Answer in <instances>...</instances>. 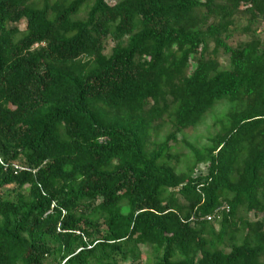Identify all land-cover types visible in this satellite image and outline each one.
Here are the masks:
<instances>
[{"label":"trees","instance_id":"1","mask_svg":"<svg viewBox=\"0 0 264 264\" xmlns=\"http://www.w3.org/2000/svg\"><path fill=\"white\" fill-rule=\"evenodd\" d=\"M263 22L264 0H0V264H264Z\"/></svg>","mask_w":264,"mask_h":264},{"label":"rangeland","instance_id":"2","mask_svg":"<svg viewBox=\"0 0 264 264\" xmlns=\"http://www.w3.org/2000/svg\"><path fill=\"white\" fill-rule=\"evenodd\" d=\"M238 23L241 25L245 24L244 16H238ZM240 26V25H239ZM21 30L23 31L22 36L24 34L25 29V22L20 25ZM261 36L264 37V22L260 26ZM247 37L245 34L241 33H234V36L229 41L230 44L236 45L240 40H244ZM219 60L221 61L222 65L225 66L227 64L226 57L222 54H219ZM229 105L225 102L218 104L212 111H210L204 118V120L196 127L189 128L186 130L184 137L185 139L192 145L196 146L197 148H201L206 145L207 139L209 136L214 135L219 130V124L217 121L222 118V116L228 111ZM166 131L164 130L161 134V139L163 138ZM175 152H181L187 154L188 157H191V152L184 144L180 143L174 149ZM184 160V159H183ZM185 162H181L178 166L177 170H185ZM215 230L218 229V224L216 222L212 223ZM128 264H131L128 262ZM141 264H146V256L143 255L141 259Z\"/></svg>","mask_w":264,"mask_h":264},{"label":"built area","instance_id":"3","mask_svg":"<svg viewBox=\"0 0 264 264\" xmlns=\"http://www.w3.org/2000/svg\"><path fill=\"white\" fill-rule=\"evenodd\" d=\"M207 219H208V220H210V219H211V217H210V216H208V217H207Z\"/></svg>","mask_w":264,"mask_h":264}]
</instances>
